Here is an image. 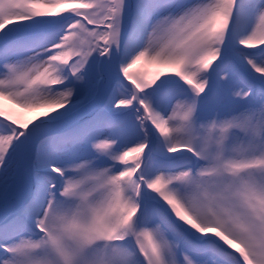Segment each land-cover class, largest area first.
I'll return each instance as SVG.
<instances>
[{
  "label": "snow or ice",
  "instance_id": "snow-or-ice-1",
  "mask_svg": "<svg viewBox=\"0 0 264 264\" xmlns=\"http://www.w3.org/2000/svg\"><path fill=\"white\" fill-rule=\"evenodd\" d=\"M0 264H264V0H0Z\"/></svg>",
  "mask_w": 264,
  "mask_h": 264
},
{
  "label": "trees",
  "instance_id": "trees-1",
  "mask_svg": "<svg viewBox=\"0 0 264 264\" xmlns=\"http://www.w3.org/2000/svg\"><path fill=\"white\" fill-rule=\"evenodd\" d=\"M139 67V66H138ZM136 69H133V71H135ZM151 70V69H150ZM26 115H31V114H26Z\"/></svg>",
  "mask_w": 264,
  "mask_h": 264
}]
</instances>
